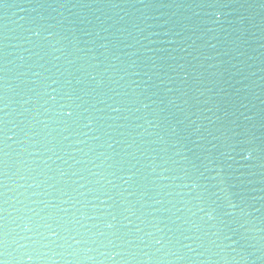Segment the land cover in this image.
Masks as SVG:
<instances>
[{"label": "water", "instance_id": "95a60500", "mask_svg": "<svg viewBox=\"0 0 264 264\" xmlns=\"http://www.w3.org/2000/svg\"><path fill=\"white\" fill-rule=\"evenodd\" d=\"M0 261L264 264V0H0Z\"/></svg>", "mask_w": 264, "mask_h": 264}, {"label": "clouds", "instance_id": "9594fccd", "mask_svg": "<svg viewBox=\"0 0 264 264\" xmlns=\"http://www.w3.org/2000/svg\"><path fill=\"white\" fill-rule=\"evenodd\" d=\"M250 153L249 154H246L245 158L247 159L249 157Z\"/></svg>", "mask_w": 264, "mask_h": 264}, {"label": "snow or ice", "instance_id": "6c2138e0", "mask_svg": "<svg viewBox=\"0 0 264 264\" xmlns=\"http://www.w3.org/2000/svg\"><path fill=\"white\" fill-rule=\"evenodd\" d=\"M0 264H3V262H2V261H0Z\"/></svg>", "mask_w": 264, "mask_h": 264}]
</instances>
